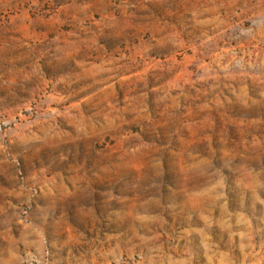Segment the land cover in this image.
Instances as JSON below:
<instances>
[{"label": "rangeland", "instance_id": "374dc122", "mask_svg": "<svg viewBox=\"0 0 264 264\" xmlns=\"http://www.w3.org/2000/svg\"><path fill=\"white\" fill-rule=\"evenodd\" d=\"M0 264H264V0H0Z\"/></svg>", "mask_w": 264, "mask_h": 264}]
</instances>
